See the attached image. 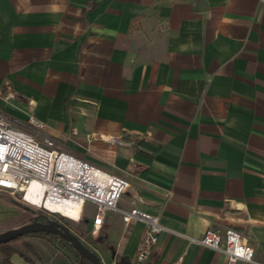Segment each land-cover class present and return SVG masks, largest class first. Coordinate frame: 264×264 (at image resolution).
Returning <instances> with one entry per match:
<instances>
[{"label":"crops","instance_id":"crops-1","mask_svg":"<svg viewBox=\"0 0 264 264\" xmlns=\"http://www.w3.org/2000/svg\"><path fill=\"white\" fill-rule=\"evenodd\" d=\"M0 111L31 112L66 151L127 180L118 207L172 230L145 264H228L185 237L210 228L246 235L264 264L259 0H0ZM93 216L81 242L102 264H131L143 223L108 211L89 236ZM30 217L0 201V227ZM8 247L0 263L80 264L53 235Z\"/></svg>","mask_w":264,"mask_h":264},{"label":"built area","instance_id":"built-area-1","mask_svg":"<svg viewBox=\"0 0 264 264\" xmlns=\"http://www.w3.org/2000/svg\"><path fill=\"white\" fill-rule=\"evenodd\" d=\"M259 2L262 4L264 0ZM32 184L34 187L29 190ZM128 187L122 176L102 170L62 148L49 134L47 125L34 115L28 114L26 120H19L0 111V191L19 196L23 203L41 210L46 217L57 214L65 218L60 212L50 210L46 202L92 203L95 208L87 231L89 236L99 232L108 211L120 213L126 222L132 219L142 222L144 230L131 264H145L160 235L172 230L158 216L137 208L120 209L118 202ZM38 197L41 200L36 204L33 199ZM185 237L224 254L228 264L236 261L261 264L255 260L249 238L233 228L223 231L210 228L200 238Z\"/></svg>","mask_w":264,"mask_h":264},{"label":"water","instance_id":"water-1","mask_svg":"<svg viewBox=\"0 0 264 264\" xmlns=\"http://www.w3.org/2000/svg\"><path fill=\"white\" fill-rule=\"evenodd\" d=\"M41 217H46L40 215ZM34 218V219H33ZM28 223L18 227H13L0 232V244L9 243L20 236L28 234L46 233L66 241L77 252L79 263L102 264L98 256L89 250L65 224L58 220L37 221V216L33 217Z\"/></svg>","mask_w":264,"mask_h":264},{"label":"rangeland","instance_id":"rangeland-1","mask_svg":"<svg viewBox=\"0 0 264 264\" xmlns=\"http://www.w3.org/2000/svg\"><path fill=\"white\" fill-rule=\"evenodd\" d=\"M29 114H32V113L30 112ZM16 200L18 202H21L22 206L24 208H26L29 212L32 213V217H30L28 219H23V220L17 222L16 224H13L12 226L7 227V228L0 227V232L4 231L6 229H10V228H13V227H18V226H21L23 224H26V223H28L30 221L31 218H33L34 216L40 215V213H42V211L39 210V209L27 206L25 203H23L20 200L19 196L12 197L8 193L0 191V201H4V202L10 203V204H16ZM40 200L41 199L38 197V198H35L33 201L36 204H39ZM49 209L53 210V211H57V212H58V209L59 210L66 209L67 210V214L69 213L71 215L72 219H75V217L78 215V210H79L78 209V205H74V204L68 205L66 207H61V208L54 207V208H49ZM93 212H94V206L91 203L87 204V202H84L83 205H82V215L84 213H86V214H88L90 216V215L93 214ZM48 217L55 218V219L61 221L62 223L67 225L71 230H73L72 232L75 233V234L79 231V229H82V227H84V225L86 224L84 220L80 221L81 220L80 217L78 218L77 221H72V220H69V219L66 220L64 217L59 216L57 214H50ZM86 264H88V263H86Z\"/></svg>","mask_w":264,"mask_h":264},{"label":"bare ground","instance_id":"bare-ground-1","mask_svg":"<svg viewBox=\"0 0 264 264\" xmlns=\"http://www.w3.org/2000/svg\"><path fill=\"white\" fill-rule=\"evenodd\" d=\"M34 187V184H32L31 186H30V189H32ZM29 189V190H30ZM28 197H29V193H28V195H27ZM34 200V199H33ZM84 202H87V201H73V202H63V203H52V202H46V205H47V207H57V208H61V207H65V206H67V205H72V204H74V205H78V218L80 217V215H81V212H82V205H83V203ZM90 203V202H89ZM92 204V203H91ZM95 208V207H94ZM53 211V210H52ZM62 214V213H61ZM64 215V214H63ZM65 218L66 219H69V218H67L66 216H65ZM93 218H94V216H93ZM70 220V219H69Z\"/></svg>","mask_w":264,"mask_h":264},{"label":"trees","instance_id":"trees-1","mask_svg":"<svg viewBox=\"0 0 264 264\" xmlns=\"http://www.w3.org/2000/svg\"><path fill=\"white\" fill-rule=\"evenodd\" d=\"M46 206H47V205H46ZM49 208H54V207H49ZM40 215L45 216V215L42 214V213H40ZM80 221H81V220H80ZM80 221H79V222H80ZM83 233H84V232H83ZM39 234L50 235V234H46V233H39ZM50 236H52V235H50ZM23 237H24V236H20V237H18L17 239L13 240L12 242L17 241V240H20V239H22ZM9 243H10V242H9ZM9 243H3V244H0V249L6 250V251H5L6 256H8V255H10L11 253L14 252L13 249H11V248L8 247V244H9ZM76 253H77V252H76ZM86 263L91 264V263H89L88 261H86L85 264H86ZM0 264H9V262H8V257H7L2 263H0Z\"/></svg>","mask_w":264,"mask_h":264},{"label":"flooded vegetation","instance_id":"flooded-vegetation-1","mask_svg":"<svg viewBox=\"0 0 264 264\" xmlns=\"http://www.w3.org/2000/svg\"><path fill=\"white\" fill-rule=\"evenodd\" d=\"M35 217V216H34ZM37 221H43V222H45V220H57V219H55V218H51V217H41L40 215H37ZM32 219V218H31ZM30 219V220H31ZM34 219V218H33ZM59 221V220H58ZM61 222V221H60ZM64 224V223H63ZM65 226H67V225H65ZM68 227V226H67Z\"/></svg>","mask_w":264,"mask_h":264}]
</instances>
